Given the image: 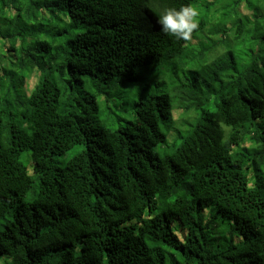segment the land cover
I'll return each instance as SVG.
<instances>
[{
  "label": "trees",
  "instance_id": "1",
  "mask_svg": "<svg viewBox=\"0 0 264 264\" xmlns=\"http://www.w3.org/2000/svg\"><path fill=\"white\" fill-rule=\"evenodd\" d=\"M252 1L0 0V264H264V47L235 53L264 41ZM189 4L192 39L163 33Z\"/></svg>",
  "mask_w": 264,
  "mask_h": 264
},
{
  "label": "rangeland",
  "instance_id": "2",
  "mask_svg": "<svg viewBox=\"0 0 264 264\" xmlns=\"http://www.w3.org/2000/svg\"><path fill=\"white\" fill-rule=\"evenodd\" d=\"M252 4H254L256 6V8L264 5V3L261 4L260 0H253ZM203 14L204 13H202L200 15L203 16ZM200 15H199V18H201ZM199 18H198V20H199ZM261 35H262V32H260V31L255 34L254 27H252L250 29V32L247 33V35L243 38V40H241L240 42H237L235 44V53H236L237 59L239 61V67H238L239 71L244 69V66L246 65L245 63H247L249 61L250 55H252L251 50H253V47H255V50H257L258 48L264 47V41L261 39ZM255 36H256V41L253 39ZM131 89H133V85H131ZM133 90L130 93H126L122 98H119L120 96L116 95V99L110 100L109 104L112 107V109L114 110L115 114L119 118L113 122V125H112L113 128H117L119 122L124 124L125 122H127L128 120L133 118V115L130 116L128 113H126L124 111V107H127V104L129 106H131L135 102V100L138 99L137 90L136 89H133ZM100 103H101L102 107H106V105H107V102L105 101L104 98L100 99ZM132 109L133 108L130 109L131 112H132ZM174 109H175L174 110L175 117L177 114V118H178L179 117V112H178L179 105L176 104ZM210 110L213 111L212 107ZM197 118H199V113L194 112V111L190 112L186 116L184 115L181 120L177 119L178 120V127L176 129H178L179 132H181V131L183 132L184 128L186 129V127L190 126L191 123H194ZM183 126H184V128H183ZM179 132H176V133H179ZM169 148L170 147H168V148L167 147H159L157 149V152L160 153L161 155H166V154L170 153ZM82 150H83V147H78V148H75V149L69 151L64 156L58 157V159H57L58 164H62L66 161L67 162L70 161L73 157H75L77 154H79ZM23 162H25L26 164L28 162V156L26 154L23 156ZM219 226H220V234L222 235L224 240L225 241L230 240L231 234L229 232V224L228 223H220ZM235 242H238V240H236Z\"/></svg>",
  "mask_w": 264,
  "mask_h": 264
},
{
  "label": "clouds",
  "instance_id": "3",
  "mask_svg": "<svg viewBox=\"0 0 264 264\" xmlns=\"http://www.w3.org/2000/svg\"><path fill=\"white\" fill-rule=\"evenodd\" d=\"M199 11L191 4L176 8H165L159 15L158 23L162 32L178 40L189 41L199 28Z\"/></svg>",
  "mask_w": 264,
  "mask_h": 264
}]
</instances>
